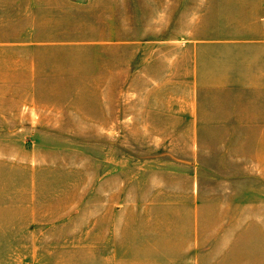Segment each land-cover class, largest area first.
I'll return each mask as SVG.
<instances>
[{"label": "rangeland", "instance_id": "1", "mask_svg": "<svg viewBox=\"0 0 264 264\" xmlns=\"http://www.w3.org/2000/svg\"><path fill=\"white\" fill-rule=\"evenodd\" d=\"M259 17L264 0H0L2 264H264V166L208 160L223 135L195 161L190 124L159 111L173 88L146 83L187 31ZM233 138L249 158L258 136Z\"/></svg>", "mask_w": 264, "mask_h": 264}, {"label": "crops", "instance_id": "2", "mask_svg": "<svg viewBox=\"0 0 264 264\" xmlns=\"http://www.w3.org/2000/svg\"><path fill=\"white\" fill-rule=\"evenodd\" d=\"M257 19L264 23L263 17ZM177 40H184V45L179 47L181 56L173 60V73L168 74L172 78L166 82H146L173 88V96L167 95L166 106L159 111L190 124L188 133L195 136L197 144L193 148L195 161L201 152L198 136L223 135L230 138L208 148V160L227 161L229 166L263 167L264 33L244 31L214 40L198 39L189 30ZM250 55H254L252 63ZM186 61L187 67L183 64ZM181 64L183 70L178 69ZM239 67L243 69H235ZM173 128V133H182L181 127ZM239 135L258 136L249 158L233 143V136ZM194 164L198 162L191 163ZM4 239L5 236L0 241ZM6 261H10L8 250L1 247L0 263Z\"/></svg>", "mask_w": 264, "mask_h": 264}]
</instances>
